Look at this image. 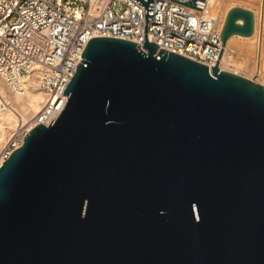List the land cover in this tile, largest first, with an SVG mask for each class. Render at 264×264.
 I'll return each mask as SVG.
<instances>
[{
	"label": "water",
	"instance_id": "1",
	"mask_svg": "<svg viewBox=\"0 0 264 264\" xmlns=\"http://www.w3.org/2000/svg\"><path fill=\"white\" fill-rule=\"evenodd\" d=\"M92 36L63 109L0 164V264H264V84L216 62ZM197 9L194 0H173ZM204 1V0H201Z\"/></svg>",
	"mask_w": 264,
	"mask_h": 264
},
{
	"label": "built area",
	"instance_id": "2",
	"mask_svg": "<svg viewBox=\"0 0 264 264\" xmlns=\"http://www.w3.org/2000/svg\"><path fill=\"white\" fill-rule=\"evenodd\" d=\"M258 1L253 9L252 60L261 67L264 0ZM194 3L201 10L173 0H154L146 38L158 44L157 50L164 48L211 66L222 45L224 16L212 11L208 0ZM96 35L132 40L145 50L141 46L144 8L135 0H0V78L13 91L24 93L34 76L45 94L37 112L19 123L1 146L0 164L22 143L30 125H50L59 115L67 99L63 91L82 59L81 52Z\"/></svg>",
	"mask_w": 264,
	"mask_h": 264
},
{
	"label": "bare ground",
	"instance_id": "3",
	"mask_svg": "<svg viewBox=\"0 0 264 264\" xmlns=\"http://www.w3.org/2000/svg\"><path fill=\"white\" fill-rule=\"evenodd\" d=\"M211 6L212 11L219 10L224 16L223 8L224 0H208ZM227 1V0H226ZM225 17V16H224ZM240 37L250 38L252 36H244L240 34ZM234 34L228 37L224 44V50L221 54L219 61V68L224 69L222 66L225 60L236 63L233 59L230 51L234 50L232 48V38ZM264 39V38H263ZM242 46V45H241ZM243 47V46H242ZM262 49V47H261ZM262 51V50H261ZM264 55V54H263ZM263 65H261L262 67ZM257 66L259 72L262 71V68ZM257 81V80H256ZM259 82V81H257ZM263 84L262 82H259ZM0 94L4 99V106L0 108V148L11 135L12 130L17 126V122L23 123L29 121L30 118L37 112L41 107L45 94L42 89H40L36 83V78L33 76L28 81L27 90L24 93L15 92L8 88L4 80L0 79ZM32 128V125L29 126V129Z\"/></svg>",
	"mask_w": 264,
	"mask_h": 264
},
{
	"label": "rangeland",
	"instance_id": "4",
	"mask_svg": "<svg viewBox=\"0 0 264 264\" xmlns=\"http://www.w3.org/2000/svg\"><path fill=\"white\" fill-rule=\"evenodd\" d=\"M258 2V0H224V16L227 10L233 5H240L253 10L257 6ZM232 44V48H234V50L230 51V54L232 56L231 60L233 59L236 63L225 60L222 64L224 69L236 72L264 84V62L263 66L261 67L262 71L259 72L257 70V65H255V61L252 60V56L256 48L254 37H250L247 39L240 37L239 35H234L232 38ZM262 53L264 54V39L262 42ZM10 91L12 92L11 88ZM19 123L20 122H17V125H19Z\"/></svg>",
	"mask_w": 264,
	"mask_h": 264
}]
</instances>
